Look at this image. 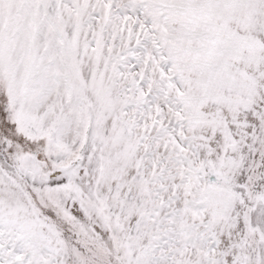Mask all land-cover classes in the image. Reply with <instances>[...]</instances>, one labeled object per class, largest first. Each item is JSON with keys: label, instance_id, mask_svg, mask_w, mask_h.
<instances>
[{"label": "snow or ice", "instance_id": "obj_1", "mask_svg": "<svg viewBox=\"0 0 264 264\" xmlns=\"http://www.w3.org/2000/svg\"><path fill=\"white\" fill-rule=\"evenodd\" d=\"M0 264H264V0H0Z\"/></svg>", "mask_w": 264, "mask_h": 264}]
</instances>
